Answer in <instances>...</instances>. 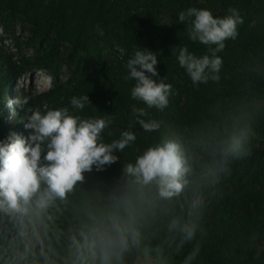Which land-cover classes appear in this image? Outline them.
Listing matches in <instances>:
<instances>
[{
    "label": "trees",
    "instance_id": "obj_1",
    "mask_svg": "<svg viewBox=\"0 0 264 264\" xmlns=\"http://www.w3.org/2000/svg\"><path fill=\"white\" fill-rule=\"evenodd\" d=\"M189 7L210 10L214 18H223L229 8H236L244 21L238 26L237 38L225 41V49L218 53L223 60L218 81L193 86L178 64L180 47L187 46L197 57L207 53V46L190 40L188 23L178 21L179 13ZM18 18L30 24L26 43L34 46L35 54L33 61L23 56L18 63L10 56H0V141L7 140L10 133L18 134L17 127L5 120L3 96L30 64L47 68L52 84L21 98L28 103L18 108L19 126L33 107L42 112L69 107L72 114L86 118L114 116V135L105 139L118 138L121 131L129 130L132 106L146 107L131 98L135 82L124 79L126 62L137 47L148 49L157 55L158 77L154 79L164 78L172 85L168 106L148 110L150 118L163 122L162 127L146 132L135 124L131 130L136 141L123 153L115 152L119 160L104 171L86 174L85 187L98 182L114 184L125 161H134L162 135H174L186 144L195 176L179 196L156 200L143 228L150 247L176 261L184 260L199 242L200 252L192 264H264L255 255L258 245L264 243V144L256 146L249 136L246 147L250 154L232 160L229 174L208 186L198 177L211 156L195 142L201 133L221 139L248 130L264 138V104L244 99L252 88L264 92V41L260 38L264 37V0H0V26L11 30ZM60 40L69 44V50L61 48ZM115 42L124 52L111 59L108 49ZM61 62L68 71L66 79L56 71ZM86 94L90 104L83 110L71 108L73 96ZM200 194L207 205L202 221L205 234L198 233L178 254V235L168 230L169 222L156 211L174 209L186 219L191 200Z\"/></svg>",
    "mask_w": 264,
    "mask_h": 264
},
{
    "label": "clouds",
    "instance_id": "obj_2",
    "mask_svg": "<svg viewBox=\"0 0 264 264\" xmlns=\"http://www.w3.org/2000/svg\"><path fill=\"white\" fill-rule=\"evenodd\" d=\"M228 13L214 18L210 10L189 7L178 15L179 22L189 25L190 40L207 46L199 57L187 46L178 50V64L193 86L220 79L223 60L218 53L225 41L237 38L244 23L236 8ZM97 30L102 36L99 26ZM157 63L156 53L140 47L127 60L124 79L135 82L131 98L146 107L132 106L129 130L118 138L105 139L114 135V116L86 118L60 107L31 112L24 125L30 130L26 137L13 132L0 141V264H126L132 250L149 253L143 246V228L156 200L179 196L195 176L186 144L174 135H162L134 161L123 163L114 184L85 185L86 174L104 171L119 160L115 152L123 153L136 141L131 130L135 124L146 132L160 131L163 122L150 118L148 110L168 106L172 85L154 79ZM27 103L25 98L9 106ZM86 104L87 94L70 100L76 110ZM247 141L243 132L221 139L201 133L195 142L210 153L211 161L198 178L208 186L218 184L229 174L232 160L250 154ZM206 209L204 196L196 195L187 218L169 223L168 230L178 235V254L198 233L205 234ZM199 252L197 242L182 264H192Z\"/></svg>",
    "mask_w": 264,
    "mask_h": 264
},
{
    "label": "rangeland",
    "instance_id": "obj_3",
    "mask_svg": "<svg viewBox=\"0 0 264 264\" xmlns=\"http://www.w3.org/2000/svg\"><path fill=\"white\" fill-rule=\"evenodd\" d=\"M29 26L30 24L28 22L19 18L13 21L11 30H4V28L0 26V56L2 55L4 58L10 56L15 63H18V60L23 56H26L30 61H33L32 57L35 54L34 46L26 43V38L29 35ZM260 38L264 41L263 36L260 35ZM60 43L62 49L69 50L70 46L68 43L61 40ZM62 45H65V47ZM123 52V47L116 42L110 47V49H108L109 57L111 59L121 57ZM203 54L206 53L203 52L200 56ZM56 71L62 79L67 78L68 71L63 62L59 64ZM51 84L52 73L48 71L47 68L30 64L29 68L23 74L14 78L9 85L8 90L3 96V114L10 127H17L18 134L25 137L29 134L30 130L26 129L24 125L28 122L31 112L38 109L36 107L31 108L24 116L22 125L19 126L20 120L18 118V108L15 106L10 107V102L13 100H21L22 97H26L29 94H36L45 91L50 88ZM244 96V99L249 100L248 102L264 104V92L259 93L256 89L252 88L250 92L245 93ZM246 135L248 138L251 136L250 140L256 142V146L259 147L264 144V138L260 133L248 130ZM156 213L169 223L176 217L183 219L181 213L170 208L159 209ZM162 233L166 234V230H163ZM143 246L149 249V253L146 254L142 250H132L126 256V260L129 264H164L165 260L168 261V264H182L183 260L172 261L169 256L167 257L162 254L157 255V250L150 247L147 239H144ZM255 255L260 260L262 259V261H264V243L258 245Z\"/></svg>",
    "mask_w": 264,
    "mask_h": 264
}]
</instances>
